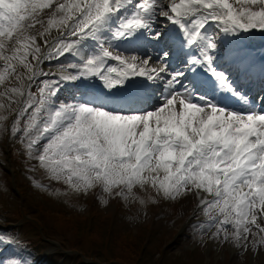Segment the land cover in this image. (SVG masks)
Masks as SVG:
<instances>
[{"label": "snow or ice", "instance_id": "6c2138e0", "mask_svg": "<svg viewBox=\"0 0 264 264\" xmlns=\"http://www.w3.org/2000/svg\"><path fill=\"white\" fill-rule=\"evenodd\" d=\"M127 9L112 40L140 30L152 35L164 18L194 51L186 66L203 68L228 91V76L214 64L219 36L264 32V0H0V98L19 105L12 132L51 180L76 191L98 186L122 197L134 187L169 200L190 195L215 238L241 248L264 245V111H230L194 94L181 82L184 73L170 72L165 58L163 66L149 68L148 58L114 55L100 33ZM85 39L97 40L98 54L67 65L59 77L41 71L45 60L79 55ZM106 58L121 66L115 78L101 71ZM81 77H98L108 89L132 77L162 82L161 103L130 114L79 102L53 107L62 82Z\"/></svg>", "mask_w": 264, "mask_h": 264}, {"label": "rangeland", "instance_id": "374dc122", "mask_svg": "<svg viewBox=\"0 0 264 264\" xmlns=\"http://www.w3.org/2000/svg\"><path fill=\"white\" fill-rule=\"evenodd\" d=\"M159 32L155 29L152 35ZM245 39L238 41L246 43ZM62 57L51 67L66 65L58 62ZM176 67L172 72L179 71V64ZM45 78L51 76L40 79ZM181 82L186 81L181 78ZM256 91L259 101L264 87L259 84ZM75 94L63 90L53 98L52 106L79 102L68 99ZM0 99V161L5 164L0 163V261L4 264L20 258L28 264H264V245L254 249L249 243L241 248L215 238V228L207 227V217L197 202L182 209L190 195L169 200L151 188L134 187L122 197L104 193L98 186L76 191L51 180L30 159L20 136L12 132L19 105ZM157 103L135 111L152 110ZM16 140L23 144H19L21 154L17 150L22 160L12 150ZM41 255L47 256L43 262H39Z\"/></svg>", "mask_w": 264, "mask_h": 264}, {"label": "bare ground", "instance_id": "6f19581e", "mask_svg": "<svg viewBox=\"0 0 264 264\" xmlns=\"http://www.w3.org/2000/svg\"><path fill=\"white\" fill-rule=\"evenodd\" d=\"M167 2H169V0H167V1H165V3H167ZM177 2H178V0H177ZM125 12L127 11V12H129V9H127V10H124ZM124 15V14H123ZM161 19H164V18H161ZM111 20V19H110ZM110 22V21H109ZM165 22V21H164ZM160 24H165V25H167L166 27H171V26H173V31H175V29L176 28H178L176 25H172V24H170L168 21L166 22V23H163V21L162 22H158V26L160 25ZM108 25H109V23H108ZM213 29H211V31H212ZM210 31V32H211ZM258 31V30H257ZM163 33V32H162ZM162 33H161V40H166V38H164L163 36H162ZM258 33V35L260 36V37H262V38H264V32H261V31H258L257 32ZM100 35L103 37L104 36V30L100 33ZM221 38H222V40H224V46H225V48H226V50H227V52L228 53H230L231 52V56L235 59V61H239V59H242V60H244V56H246V55H249L250 56V51L247 49V50H245L244 51V49L242 50V51H240V53H238V50H240V47L239 46H242V45H238L235 41V43H234V45L231 47V45H229V43H231L232 44V41H231V36L230 35H221ZM107 39V38H106ZM115 42V41H114ZM114 42H112L111 41V43L113 44V46H115V47H117V48H120V49H122L120 46V44H118V45H116ZM167 42L169 43V45L170 46H172L173 47V44H174V42H175V38H174V35H170L169 33L167 34ZM247 42H248V44H250V45H262L261 43H258V42H256V41H254L253 39H247ZM176 45V44H175ZM88 49V47L87 46H85V45H82V44H79L78 45V52H79V55H78V57H79V59H78V61H81V64L83 63V60H82V57L83 56H90V55H95V54H98L99 52H96V51H90V52H85L86 50ZM192 51V49H188V48H186L185 47V43L183 44V46H181V48L179 49V50H177L176 52H175V54H174V56L173 57H175L176 56V54H179L180 56H182V55H184V54H188V53H190ZM126 58V57H125ZM118 64H119V62L118 61H114V60H112V59H110V58H106V60H105V64H104V66H107V69L108 68H115V67H117L118 66ZM181 66H182V63H181ZM152 67H156V68H159V67H161V65L160 66H157V65H152V66H150L149 68H152ZM67 69V66L66 67H64L63 69H56L55 70V73H57L58 74V76H60L61 74H62V71L63 70H66ZM183 71H184V67H183V69H182ZM72 73H76L78 70L77 69H75V68H72L71 70H70ZM257 73V72H256ZM186 76H185V78H184V80H186V81H188L189 82V86H190V89H194L195 91H198V92H201V93H207L208 92V90L206 89V88H203V87H201L199 84H198V82H197V80H195L192 76H189V74H188V70H187V72H186ZM257 76L259 77V75L257 74ZM82 79H84V78H82ZM132 79H138V81L140 82V81H143V80H145V81H147V79L146 78H144V77H132V78H129V80L131 81ZM81 80V78H79V79H77L76 81H75V83H77L78 81H80ZM149 82V81H148ZM68 83H69V81H67V82H65V88H67L68 89ZM149 84H150V82H149ZM148 84V85H149ZM115 88H118V86H116ZM253 90L254 89H252L251 90V92H253ZM195 93V92H194ZM197 93V92H196ZM94 100H97V101H100V103L101 102H103L102 100H100V98H95ZM219 102H220V104H222V105H224V104H229L230 103V105H232V102L230 101V100H226V99H222V100H218ZM104 104H106L108 107H110V108H112L113 107V105H111V104H107L106 102H104ZM152 104H154V103H152ZM219 104V103H218ZM191 201H195V202H197V199L195 198V197H192V196H188L186 199H184V201L182 202V205H181V207H182V209H185L186 207H188L189 206V203L191 202ZM198 203V202H197Z\"/></svg>", "mask_w": 264, "mask_h": 264}]
</instances>
